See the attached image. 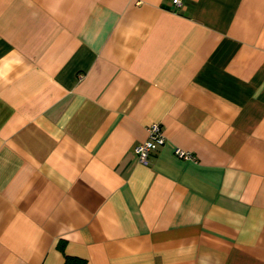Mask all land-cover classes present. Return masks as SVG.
<instances>
[{
	"label": "crops",
	"instance_id": "crops-1",
	"mask_svg": "<svg viewBox=\"0 0 264 264\" xmlns=\"http://www.w3.org/2000/svg\"><path fill=\"white\" fill-rule=\"evenodd\" d=\"M68 258L264 264V0H0V264Z\"/></svg>",
	"mask_w": 264,
	"mask_h": 264
},
{
	"label": "built area",
	"instance_id": "built-area-1",
	"mask_svg": "<svg viewBox=\"0 0 264 264\" xmlns=\"http://www.w3.org/2000/svg\"><path fill=\"white\" fill-rule=\"evenodd\" d=\"M172 4L174 7H179L180 0H172ZM165 142L166 140L161 127L158 124H153L147 128L146 140L136 145L133 149V153L141 165L147 166L150 154L157 151L165 144ZM173 154L180 160L195 161L194 156L191 153L185 152L179 148H175Z\"/></svg>",
	"mask_w": 264,
	"mask_h": 264
},
{
	"label": "trees",
	"instance_id": "trees-1",
	"mask_svg": "<svg viewBox=\"0 0 264 264\" xmlns=\"http://www.w3.org/2000/svg\"><path fill=\"white\" fill-rule=\"evenodd\" d=\"M65 264H84V262L80 261V260L68 258V259H66Z\"/></svg>",
	"mask_w": 264,
	"mask_h": 264
}]
</instances>
